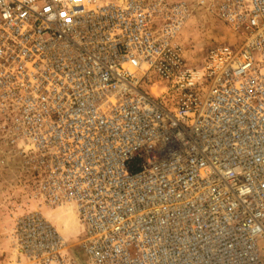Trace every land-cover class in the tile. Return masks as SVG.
<instances>
[{
	"label": "built area",
	"instance_id": "built-area-1",
	"mask_svg": "<svg viewBox=\"0 0 264 264\" xmlns=\"http://www.w3.org/2000/svg\"><path fill=\"white\" fill-rule=\"evenodd\" d=\"M233 41L189 66L184 1L0 0V131L30 264H264V0H199ZM233 46H232V45Z\"/></svg>",
	"mask_w": 264,
	"mask_h": 264
},
{
	"label": "rangeland",
	"instance_id": "rangeland-1",
	"mask_svg": "<svg viewBox=\"0 0 264 264\" xmlns=\"http://www.w3.org/2000/svg\"><path fill=\"white\" fill-rule=\"evenodd\" d=\"M103 1L120 3L125 0ZM182 1L187 4L189 13L178 41L183 47L187 65L199 66L210 46L233 41L234 36L215 14L208 11L206 6L199 4V0ZM205 2L208 3L210 0ZM9 135L8 131H0V264H30L19 255L12 233L19 216L25 212L24 210L33 209L36 203L31 198L30 176H25L21 169L18 150L7 143ZM41 213L64 236L66 254L76 264H85V256L79 246L81 230L72 207L56 209L43 207Z\"/></svg>",
	"mask_w": 264,
	"mask_h": 264
}]
</instances>
